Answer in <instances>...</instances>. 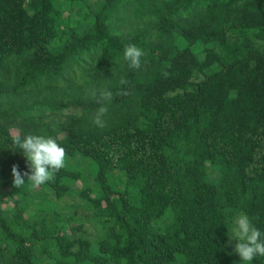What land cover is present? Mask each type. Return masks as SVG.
<instances>
[{"label": "trees", "instance_id": "16d2710c", "mask_svg": "<svg viewBox=\"0 0 264 264\" xmlns=\"http://www.w3.org/2000/svg\"><path fill=\"white\" fill-rule=\"evenodd\" d=\"M17 133L53 180L13 186ZM241 214L264 239V0H0V264H242Z\"/></svg>", "mask_w": 264, "mask_h": 264}, {"label": "clouds", "instance_id": "9594fccd", "mask_svg": "<svg viewBox=\"0 0 264 264\" xmlns=\"http://www.w3.org/2000/svg\"><path fill=\"white\" fill-rule=\"evenodd\" d=\"M143 55V51L134 45L127 46L124 51V59L133 69L140 68ZM164 75L166 77L167 73ZM121 83L126 84L127 81L122 80ZM120 94L126 95L127 92L122 91ZM112 98L113 93L108 90L99 93L97 103L101 106L97 109L93 123L100 128L105 127L104 117L108 111L103 102H110ZM11 142L22 150L30 168V172L21 174L16 165L12 166V183L15 188H20L25 184V176L28 178L27 181H31L33 185H41L51 181L55 178V174L65 166L66 150L53 138L31 134L22 137L17 133ZM232 238L237 241L234 251L240 257L242 264H252L257 256L264 257L262 234L246 214H241L236 218Z\"/></svg>", "mask_w": 264, "mask_h": 264}, {"label": "rangeland", "instance_id": "374dc122", "mask_svg": "<svg viewBox=\"0 0 264 264\" xmlns=\"http://www.w3.org/2000/svg\"><path fill=\"white\" fill-rule=\"evenodd\" d=\"M202 56V55H201ZM67 158V160H69V158L68 157H66ZM72 166H74V165H72ZM90 170V171H89ZM83 172H85L84 173V177H85V179L87 180V183L88 184H92V182H91V173L93 174L94 172H95V168H94V170L92 169V168H88V167H86L84 170H83ZM91 172V173H90ZM76 186L78 187V186H80V182H77L76 183ZM73 194V193H72ZM69 203H71V204H74L76 207H78V209L80 208V210H83V211H85L87 208H85V207H82V206H80V205H78L77 203H79V199H77V198H75V199H69V200H67V201H65V200H63V201H58V202H53V204H54V208H56V209H59L60 211H62V212H66V213H68L69 211H70V208H71V206H70V204ZM85 209V210H84ZM77 224V222H73L72 224H70L69 225V227H71L72 225H76ZM85 227H84V229L92 236V237H94V230H93V227H92V225L91 224H85L84 225Z\"/></svg>", "mask_w": 264, "mask_h": 264}]
</instances>
